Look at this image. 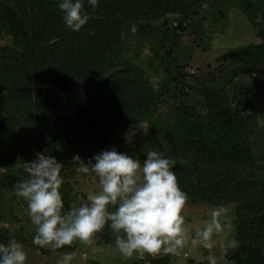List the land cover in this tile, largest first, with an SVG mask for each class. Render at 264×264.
Returning a JSON list of instances; mask_svg holds the SVG:
<instances>
[{
	"label": "rangeland",
	"instance_id": "374dc122",
	"mask_svg": "<svg viewBox=\"0 0 264 264\" xmlns=\"http://www.w3.org/2000/svg\"><path fill=\"white\" fill-rule=\"evenodd\" d=\"M184 7L122 26L119 64L144 72L158 96L153 121L129 128L108 153L69 145L58 161H44L22 146L14 163L0 166V243L11 263L234 264L237 205H193L173 193L168 159L180 144V110L193 119L207 114L195 80L220 86L256 57L247 48L261 47L264 56V0H186ZM11 45V37L0 38V47ZM180 72L185 77L171 81ZM225 92L252 131L254 165L242 174L264 180V75L242 74ZM34 187L63 201V249L38 235Z\"/></svg>",
	"mask_w": 264,
	"mask_h": 264
},
{
	"label": "trees",
	"instance_id": "16d2710c",
	"mask_svg": "<svg viewBox=\"0 0 264 264\" xmlns=\"http://www.w3.org/2000/svg\"><path fill=\"white\" fill-rule=\"evenodd\" d=\"M185 1L0 0V38H12L0 47V166L14 163L22 146L44 161H58L69 145L108 153L129 128L153 121L158 96L144 72L119 64L122 26L185 13ZM261 49L247 48L256 57L220 86L195 80L207 114L193 119L180 110V144L168 159L173 193L193 205H237L234 264H264V180L242 174L254 165L252 131L225 89L242 74L264 75ZM31 195L38 235L63 249L69 221L62 199L43 187ZM11 258L0 243V264H14Z\"/></svg>",
	"mask_w": 264,
	"mask_h": 264
}]
</instances>
